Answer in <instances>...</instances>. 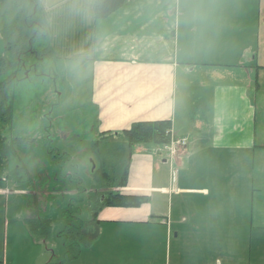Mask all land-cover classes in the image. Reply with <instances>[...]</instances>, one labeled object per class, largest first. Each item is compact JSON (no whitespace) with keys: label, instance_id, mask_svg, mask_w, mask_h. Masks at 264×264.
I'll use <instances>...</instances> for the list:
<instances>
[{"label":"crops","instance_id":"crops-1","mask_svg":"<svg viewBox=\"0 0 264 264\" xmlns=\"http://www.w3.org/2000/svg\"><path fill=\"white\" fill-rule=\"evenodd\" d=\"M36 1L35 20L44 22L47 33L35 44L46 51L55 78L47 77V87L56 91L69 79L83 90L88 82L85 105L97 140L119 136L139 123L170 122L173 140L186 142L184 149L173 152L152 145V155L144 154L145 147L130 155L128 183L118 193L146 197L147 203L98 209L90 245L105 233L118 239V232L130 231L153 235L155 241L162 230L170 248L176 218L172 199L177 197L182 236L175 264H208L213 243L207 234L218 229L215 223L229 231L236 213L231 192L239 185L228 173L223 178L217 174L218 154H231L232 161L238 153V165L245 166L251 153L254 169L245 177L253 178V192L260 193L264 181V0H128L106 19H97L95 0L73 1L71 6V0ZM28 56L26 62L32 64L35 56ZM81 62L91 66L89 80L74 74ZM72 101V108L84 107L79 95ZM10 168L18 174L0 180V206L5 246L9 240L19 249L15 242L41 237L42 228H30L36 218L23 186L34 178L32 171L26 177L22 164ZM2 243L1 238L0 247ZM199 246L205 249V261L191 255ZM0 254V264L18 260L7 252L2 255L1 249ZM13 262L9 264H18Z\"/></svg>","mask_w":264,"mask_h":264},{"label":"rangeland","instance_id":"rangeland-1","mask_svg":"<svg viewBox=\"0 0 264 264\" xmlns=\"http://www.w3.org/2000/svg\"><path fill=\"white\" fill-rule=\"evenodd\" d=\"M1 1L2 4L7 2ZM73 1L86 2V0H71L69 6L75 3ZM79 10L82 14L83 8L79 7ZM14 12L6 5L2 10L0 4V13L5 15L12 13L14 16ZM8 21L0 17V60L5 57L2 28L15 23V20ZM11 31L16 32L15 28ZM72 35L74 36L73 33ZM250 44L254 46V41ZM40 60L44 61L39 63ZM32 62L38 64L29 76V80L14 84L9 90L5 87L4 91L8 90L7 100L0 98V107L6 104L12 109L10 127L3 125L2 118L0 119V145L2 143L7 145L4 154L0 151V157L4 161L10 157L12 167L21 162L24 167L26 165L32 171L34 178L30 177L29 182L23 187L27 191L28 200L31 199L29 206L34 208L37 218L49 221L47 224H40L47 237L37 236L36 239L25 237V244L15 242L19 249L12 248L8 240L6 248L4 212L3 207L0 206L2 255L6 252L9 257L11 254L15 255L18 260H9V263L17 261L18 264H175L176 260H179L182 236V233L178 235L177 197L172 199L176 218L172 220L173 235L170 248L162 230L155 233V241L153 235L136 231L127 234L118 232V239L113 233H105L96 245L93 243L90 245L96 236L92 234L93 230L89 233L91 239L88 245H86L87 233L82 239L75 237L78 232L95 228L93 219H99L98 206L101 205V196L105 197L99 193L95 194L97 197L91 195L95 187L93 169H100L101 161L91 152L92 144L97 140L98 134L94 130V123L85 105L89 101L90 88L88 82L84 84L83 90L73 87L68 79L59 83L55 91V88L47 87L48 81H45L47 76L54 80L52 62L47 58L37 57H33ZM53 64L58 67V64L54 62ZM75 69L79 73L74 72V74L81 80L90 79L91 66L81 62ZM39 76H44V81H41ZM4 80L5 76L0 73V84ZM78 95L84 104L82 109L72 108V100ZM16 136L22 139H14ZM24 139L31 142L30 147L13 146L24 145ZM148 146L152 145H133L130 147V152L136 154L138 148L145 147L144 154L152 155L155 148ZM180 148L185 147H178ZM156 154L168 160L167 154L158 152ZM218 157L217 174L223 178L224 173H228L239 182V185L234 184L231 192V203L236 213L235 217L234 215L232 217L233 222L229 231L223 232L225 227L215 223L219 230L215 228L211 234L206 233L209 242L213 243V254L207 258L208 264H231L230 260H236L237 262L234 261L236 264H264V181L261 184V192H253V178L248 181L245 177L247 171L251 175L253 173L254 159L251 153L247 159L245 158V166L238 165L237 160L241 157L238 153L233 155L232 161L231 154L220 153ZM260 162H264L263 156ZM262 171H264V163ZM165 175L167 176L166 172ZM262 177L264 178V172ZM254 180L256 181L255 175ZM10 187L14 190L13 185ZM113 191L115 194L118 193V188ZM103 200L104 203L108 202L105 198ZM32 228L34 232L37 231L35 226L32 225ZM191 255L194 260L200 258L206 260L204 247L193 248ZM2 262L4 260L0 254V263Z\"/></svg>","mask_w":264,"mask_h":264},{"label":"trees","instance_id":"trees-1","mask_svg":"<svg viewBox=\"0 0 264 264\" xmlns=\"http://www.w3.org/2000/svg\"><path fill=\"white\" fill-rule=\"evenodd\" d=\"M6 4H2L10 7L14 16L17 15L21 21L19 26L15 28L16 32L10 34L4 32L2 34L3 41L5 43L6 57L0 60V73L4 74L8 70V63H11V55H15V59H23V56L29 57L31 54L38 59L46 57V51L41 48V51L34 49V44L37 41L45 39L47 31L44 22H36L37 15H33L30 6L28 8L23 7L29 2L26 0H4ZM128 0H96L95 1V15L97 19H106L118 9H120ZM37 6V1L33 0ZM13 16L12 13L8 15L0 13V17ZM11 28V30H12ZM17 62V61H16ZM16 64V63H15ZM8 87L6 81L0 86V98L2 100L7 98L6 91ZM2 118V124L9 126L12 122V111L8 105L0 107V119ZM171 123L170 122H158V123H139L133 125L129 130L122 132L119 136L105 137L100 140H96L92 144V154L98 156L101 161L100 169H94L93 177L95 179V187L93 188L92 195L99 193L104 195L105 200L108 202L99 204L98 209L102 207H118V208H139L147 203L146 197L137 196H123L113 191V189H119L126 187L129 177V161H130V147L133 145L150 144L156 147L170 144L171 136ZM7 150L6 144L0 145V151L4 154ZM7 160L4 161L0 157V180L6 178L9 175L18 172H12L8 169ZM11 173V174H10ZM31 226H38L40 222L38 220H31ZM30 228L33 230V228ZM92 229V228H91ZM39 231V230H38ZM87 233L86 245L90 243V230H84L75 234L76 238L82 239ZM93 234V233H92ZM41 237H47L43 229H40ZM70 259V258H68Z\"/></svg>","mask_w":264,"mask_h":264},{"label":"flooded vegetation","instance_id":"flooded-vegetation-1","mask_svg":"<svg viewBox=\"0 0 264 264\" xmlns=\"http://www.w3.org/2000/svg\"><path fill=\"white\" fill-rule=\"evenodd\" d=\"M29 2L27 3L29 6H30V9L33 13V15H35V10L37 8V6L34 4L33 0H28ZM24 2L26 3V0H24ZM0 4H1V7H2V10H3V5H2V1L0 0ZM4 19H7L9 20L8 22H11V20H15V23H12V24H8L6 26H4L2 28V30L4 29L5 32H7L8 34H10V31H11V28L12 27H16V26H19L21 21L19 20L18 16L15 15V16H9V17H4ZM7 22V23H8ZM37 49L39 51H41V48L40 47H37ZM11 59V63H8V70L6 73L3 74V76H5V80L4 82H10V81H17V80H20L17 84H20L22 82H26L29 80V76L31 75L32 72H34L35 70V67L38 63H32V64H29L26 62L27 59H31L30 57H24L23 56V59H15V55H11L10 57ZM17 61V62H16ZM43 60H40L38 61L39 63L42 62ZM16 63V64H15ZM23 77V78H22ZM48 77V76H47ZM39 79H41V81H44V76H39ZM51 79V77H50ZM55 79V78H54ZM45 81H49L48 78H46ZM1 92V90H0ZM12 111V109H11ZM31 145V142H27L25 141V144L24 145H21L22 147H30ZM13 146H17V145H13ZM7 147V146H6ZM10 157L7 159V163L9 165V167L11 166L10 164ZM19 164H22L21 162H19ZM23 165V164H22ZM24 166V165H23ZM26 174V177L29 176L30 174V170L27 168V166L25 165V170H23ZM30 179V177H29ZM29 182V180L27 181ZM29 191H31V189L28 188ZM30 210L32 212H34V214H36L35 210L33 207H30ZM38 219V218H37ZM38 221L40 222V224H47L49 221H42L40 219H38ZM40 224L38 226H40Z\"/></svg>","mask_w":264,"mask_h":264},{"label":"built area","instance_id":"built-area-1","mask_svg":"<svg viewBox=\"0 0 264 264\" xmlns=\"http://www.w3.org/2000/svg\"><path fill=\"white\" fill-rule=\"evenodd\" d=\"M176 145H184V142H177Z\"/></svg>","mask_w":264,"mask_h":264}]
</instances>
